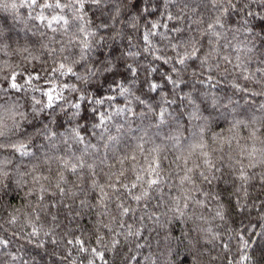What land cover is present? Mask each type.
Listing matches in <instances>:
<instances>
[{"label":"snow or ice","instance_id":"snow-or-ice-1","mask_svg":"<svg viewBox=\"0 0 264 264\" xmlns=\"http://www.w3.org/2000/svg\"><path fill=\"white\" fill-rule=\"evenodd\" d=\"M128 6V0H0V11L15 13L14 20L21 19L20 10H24L26 19L32 21L36 29L32 32L34 36L37 33L41 37L47 36L48 32L53 34L48 44L41 45L51 61L47 76L36 73L25 78L23 73L13 71L4 77L7 87H0V188L5 186L6 180L10 183L14 181L18 188L27 187L25 197H31L28 201L31 213L27 219L31 231L27 233V239L38 249L46 244L44 239H40L41 233L53 245L58 244L50 231L37 227L42 215L44 220L50 218L55 222L56 227L61 226V215L69 224L82 215L96 217L92 231L94 242L100 247H87L88 240L74 236L66 240V246L71 248H67V255L60 258L62 262L69 260L74 249L87 254V264H97V261L110 264V260L111 264H131L133 261L140 264L136 253H128L133 251L132 246L136 250L150 247L138 242L143 238L145 219L158 222L160 216L171 214L207 224L208 217L203 214L205 210L214 211L213 220L224 218L225 207L221 199L222 193L228 192V187L232 188L228 194L236 197V203L241 207H247L241 205L240 200L249 195L250 187L258 184L264 192V103L257 106L261 115L253 112L247 121L234 120L226 131L211 134V113L208 117L198 115V108L194 112L180 110L173 113L167 107L158 106L159 111H156L149 106L147 111L155 117V124L149 127H155V133L149 135L139 125L135 130L130 126L125 130L121 123L114 126L116 134L113 135L109 126L113 116L131 112V109L115 108L109 114L93 107L89 119L96 121L92 127L99 131L91 135L97 143L86 140L81 135L83 129L79 127L67 130L65 135L54 131L43 121L36 123L38 113L46 109L55 112L61 101L69 104L63 95L64 90L78 91L75 84L57 83L61 76L70 75L80 81L98 74H111L113 77L109 91L115 95H104L98 91L96 96L89 98L81 94L69 105L76 110L73 116H80L81 102L104 106L106 102L111 104L115 101L117 95L124 96L130 91V85L135 81H129L126 76L115 79L118 65L106 59L90 60L96 48L102 49L108 40H116L123 35V29H117L116 25L122 23L121 18L127 15L125 10ZM131 7L145 22L146 30H141L137 17L125 26L132 32L141 33L145 52L159 51L161 54L155 55L154 59L171 64L161 79L166 85H171L173 92L182 91L181 85L185 83L183 74L188 71L191 62L199 68L198 72L193 70L192 76L201 85L216 88L222 81H227L229 75L239 73L238 78L234 77L236 82L229 81L234 94L240 92L253 98L264 97V61H260L261 67L250 71L237 46L232 43L235 35L229 39L230 33L239 31L255 35V29L259 28L264 32V0H135ZM89 12L93 16L99 13V23L89 18ZM233 14L242 21L241 28H233L225 20L226 17L231 19ZM249 17L259 18V22L249 26ZM161 28L167 29V32L158 31ZM101 30H105L106 34ZM57 34L59 40L55 38ZM154 36H160L165 42L163 49H157L152 44L151 37ZM124 38L129 42V49L137 46L131 35ZM6 40H11V36L6 35V29L0 26V52L5 50L3 42ZM229 48L237 52L235 62L231 54L223 51ZM19 51L31 56L28 48ZM169 51L171 55L167 54ZM251 52L252 49L247 48L245 54ZM124 55L135 58L140 53L129 50ZM88 64L92 66L88 67ZM76 65L85 67L84 75L77 74ZM125 66L135 77L137 70L131 64ZM18 77L23 83L18 82ZM41 79L43 85L33 84V80ZM107 79L106 75L105 81ZM239 79L251 82L255 87L250 89L239 83ZM144 83L149 92H156L162 87L154 81L146 80ZM29 88L42 92L46 97L43 103L33 97L35 103L31 121L20 110L19 103L5 100L9 89L19 93L27 92ZM188 98L189 94L181 96V104L177 108ZM137 100L145 103L139 97ZM165 103L170 106L175 101L166 100ZM189 103L195 107L193 100L189 99ZM231 103L229 98L228 104ZM228 104L214 103L213 107L227 108ZM35 105H40L39 109ZM61 111H64L63 107ZM85 111L88 109L85 108ZM138 115L143 117L146 114ZM185 116L188 117L187 125L183 123ZM80 118L85 119L83 116ZM22 121L28 122L33 129L31 133L22 130ZM194 121L202 122L197 124ZM55 122L62 127L58 121ZM166 123L175 127L168 134L161 135L162 126ZM134 131L142 134H133ZM241 131L247 135L241 136ZM157 138L160 143H157ZM37 140L46 143H37ZM169 144L174 149L171 154L166 147ZM74 145L83 147L73 150ZM210 205L215 207L209 209ZM260 207H264V200H261ZM17 221L18 217L11 215L7 222L15 225ZM79 227L77 225V229ZM102 230L107 231V240ZM195 230L212 232L211 227L202 228L200 224H196ZM4 231L0 226V232ZM10 235L20 238L19 232ZM68 235L69 232L64 233L65 237ZM12 242L6 235H0V249L8 248ZM248 246L249 242L245 240L243 247ZM141 258L145 264H155L151 255H141ZM13 259L17 257L13 256ZM249 259L246 253L241 256V261ZM23 264H28V261H23Z\"/></svg>","mask_w":264,"mask_h":264},{"label":"trees","instance_id":"trees-1","mask_svg":"<svg viewBox=\"0 0 264 264\" xmlns=\"http://www.w3.org/2000/svg\"><path fill=\"white\" fill-rule=\"evenodd\" d=\"M11 2V0H9ZM135 3V0H128V7L125 10L127 15L122 17V23L116 25L117 29H123V35L116 40H108L105 47L96 48L90 56V60L96 58L106 59L111 61L114 65H118L119 72L115 76V79L120 80L126 76L129 81H135L130 85V91L124 96H116V100L109 104L105 103L104 106H97L94 104H84L80 109V116H73L75 109H71L69 105L76 101L81 94L87 95L89 98L97 95L100 91L104 95H115L114 92L109 91L111 85V74H98L95 77H91L86 81H80L72 76H61L57 79V83L63 84H75L77 86V92H71L64 90L63 95L68 100L69 104L65 105L63 101L59 102V107H56L55 112L51 109H46L44 112L38 113L39 120L43 123L49 124V126L60 133L67 135V130L77 128L83 129L81 135L85 136L86 140H91L92 143H97V139L91 135L92 132H98V129H94L92 125L96 122L93 119H89L92 115L91 109L98 107L100 111H107L109 114L113 113L115 108L128 107L131 112L121 113L119 116H113V120L110 122V129L113 135L116 134L115 125L124 124L125 130L130 126L134 130L139 125L142 129L152 135L157 131L155 127H149L150 124H155V117L147 109L151 106L156 111H159L158 106L167 107L169 112H178L180 110L186 112H194L199 109L198 115L208 117L209 119L210 133L226 131L231 127V123L234 120L247 121L251 113L255 112L257 116L261 115L257 106L264 103V97L257 96L251 97L249 94L235 92L232 84L229 81L236 82L235 78L239 77V73L228 76L227 81H222L216 88H209L208 86L201 85L197 82V78L192 76L193 70L199 71L196 65H192L191 62L188 71L183 74L184 84L181 85L182 91L173 92L171 85H166L161 77L168 72L171 68V64H163L162 61L154 59L155 55L161 54L159 51L145 52V43L140 39V32H132L130 28L125 25L132 20L133 17H137V13L133 10L131 5ZM259 9V5L255 6ZM94 11V10H93ZM22 16L19 20H14L13 15L15 13L0 11V26L6 29V35L11 36V40H6L3 43L6 45L5 50L0 52V87H7V82L4 77L9 76L13 71L17 73H23L26 78L29 74L35 75L41 73L43 77L47 76V70L51 67V61L47 57L45 50L41 47L42 44H48L50 38L53 36L51 32L48 35L41 37L38 33L33 35L32 32L36 31L33 28V22L26 19V13L24 10H20ZM89 18L94 19L96 23H99V13L97 12L93 16L92 12L88 13ZM146 15V14H145ZM151 19V18H149ZM249 26L253 23L259 22V18L249 17ZM141 30L144 29V21L137 17ZM232 25L233 28H241L242 21L238 16L233 14L231 19L225 18ZM233 20L235 23H233ZM31 29V31H29ZM41 31H44L41 29ZM162 33H166L167 29H158ZM105 33V30H101ZM235 35L236 39L232 40V43L237 46L241 59L247 64L250 71H254L257 67H261L260 61H264V32H261L259 28L255 29V35L251 32L239 31L230 33L229 39H232V35ZM131 35L133 37V43L137 46L129 49L128 40L125 36ZM60 39L59 34L55 37ZM152 44L157 49H163L164 43L161 41L160 36L151 37ZM28 48L29 53L19 51L20 49ZM251 48V53H246V49ZM129 50L133 52H139L140 55L135 58L127 57L124 55ZM73 51H78L73 49ZM225 54H231L234 62L237 52L232 48L223 50ZM171 55L169 51L167 53ZM27 57V59H26ZM32 57H39V59H33ZM251 57V59H249ZM126 64H131L133 68L137 70L135 77L126 68ZM91 67V64L87 65ZM78 75L85 74V67L76 65L74 66ZM157 69V71H151V69ZM108 76L105 81V76ZM154 81L162 85V87L156 92H149L145 81ZM18 82L23 83L22 79ZM239 83L249 87L250 89L255 86L251 82H245L242 79L238 80ZM44 81L33 80L34 85H43ZM143 85V86H142ZM185 94H189V98L183 101L180 108L177 105L181 104L180 97ZM46 101L42 92L35 91L29 88L27 92L21 91L19 93L9 89L8 96L5 100L9 103L17 102L21 106L20 110L25 112L28 116V120L31 121L33 113V105L35 101ZM139 100L145 101L141 104ZM215 98V99H214ZM229 98L232 100L231 104H228ZM189 99L195 102V107L189 103ZM174 100L175 103L170 106L165 101ZM214 103L220 105L228 104V107H213ZM36 109H39L40 105H35ZM61 107L64 111H61ZM85 108L88 111H85ZM234 109V111H233ZM67 113V114H65ZM145 113L146 115L141 117L138 114ZM137 114V115H133ZM50 117L45 119V117ZM83 116L85 119H81ZM188 117L183 118V123L187 125ZM62 125L58 127L57 122ZM202 121H194L193 123H201ZM175 125L165 124L162 126L161 135H166ZM22 130H26L31 133L33 129L28 126L27 121H22ZM133 134H142L135 132ZM241 136H246L244 131L240 132ZM37 143H46L42 140H37ZM157 143L160 140L157 138ZM77 147L83 146L74 145L73 150ZM169 153L171 154L174 149L170 144L166 145ZM60 154H63L62 152ZM80 153L77 151V155ZM70 179H73L70 177ZM4 187L0 188V226L5 230L0 232V235H6V238L12 239V243L6 249H0V264H23V261H28V264H87V258L84 253H78L74 249L72 255L68 261L60 259L67 255L66 240L72 239L74 236H78L82 239L88 240L87 247H100L94 242L93 227L95 225L96 217L92 215H82L71 224L65 220L64 216H60V227H56L55 222L44 220L43 215L41 217V223L37 224V227H43V231L51 232L52 238L58 241V244L53 245L48 237H44L41 233L40 239L46 241L44 248H36L33 244L28 242L27 233L31 231V226L27 224V219L31 213V209L28 207V201L31 197H25L27 187L18 188L15 182H4ZM226 187V186H221ZM232 191L231 187H228V192L222 193L221 203L224 204L225 213L224 218L211 219L214 215V211L205 210L204 215L208 217V223L203 221H188L183 217H173L171 214L168 216H160L159 221H149L145 219L143 224L146 228L143 230V238L138 242L146 245L143 249L136 250L133 247V251L128 253L132 255L137 254V258L140 259V264H145V261L141 258V255H151L155 264H264V207H260L261 200H264V192L259 189V185H255L248 189L249 195L240 200L241 205H247V207H241L236 203V197L229 195ZM259 197V199H257ZM34 204V202H33ZM256 206H253V205ZM135 206V205H134ZM215 205H210L209 209H213ZM18 210V211H14ZM142 214V213H141ZM160 212L157 210V215ZM11 215H16L18 221L15 225H10L7 221ZM34 219V215L32 216ZM127 219V218H125ZM196 224H200L202 228L211 227L212 232L196 231ZM79 225V229H77ZM74 230V231H73ZM19 232L20 238H12L11 233ZM65 232H69L68 236H64ZM107 240L108 234L106 230H102ZM86 233V235H85ZM261 235H257V234ZM247 240L249 246L243 247V242ZM123 242V241H122ZM227 244L228 247H223ZM245 253L250 257L247 261H241V256ZM13 256L17 259H13ZM97 264H103L102 261H97ZM111 264V260H110ZM135 264V261L131 262Z\"/></svg>","mask_w":264,"mask_h":264}]
</instances>
